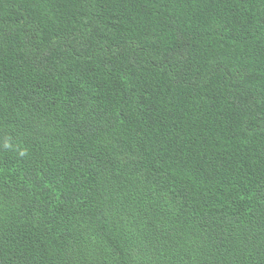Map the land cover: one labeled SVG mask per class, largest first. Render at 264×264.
<instances>
[{
    "label": "trees",
    "instance_id": "1",
    "mask_svg": "<svg viewBox=\"0 0 264 264\" xmlns=\"http://www.w3.org/2000/svg\"><path fill=\"white\" fill-rule=\"evenodd\" d=\"M0 264H264V0H0Z\"/></svg>",
    "mask_w": 264,
    "mask_h": 264
}]
</instances>
